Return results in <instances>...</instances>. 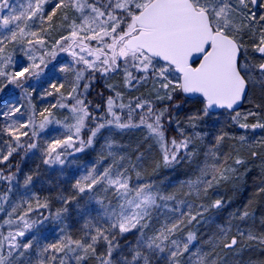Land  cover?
I'll return each mask as SVG.
<instances>
[{
	"label": "snow or ice",
	"instance_id": "1",
	"mask_svg": "<svg viewBox=\"0 0 264 264\" xmlns=\"http://www.w3.org/2000/svg\"><path fill=\"white\" fill-rule=\"evenodd\" d=\"M17 52L26 62L14 59ZM115 76L127 93L109 83ZM100 81L108 94L93 108L88 94ZM148 82L154 100H126ZM34 94L55 103L38 111ZM190 98L201 107L182 126L173 112ZM53 109L68 115L59 119ZM215 110L232 131L198 130ZM49 126L62 131L41 144ZM133 129L142 133L134 148L117 141ZM257 130H264V0H0V264H228L245 250L264 254V218L257 229L251 202L206 236L207 248L196 244L199 226L230 203L216 189L240 179L239 150L261 155ZM101 138L100 159L57 194L55 212L52 199L35 192L10 200L39 175L37 165L21 182L15 156L39 152L46 168H62ZM154 149L155 170L188 165L192 174L168 186L145 178ZM80 200L87 203L79 235L60 228L49 242L40 234Z\"/></svg>",
	"mask_w": 264,
	"mask_h": 264
},
{
	"label": "trees",
	"instance_id": "2",
	"mask_svg": "<svg viewBox=\"0 0 264 264\" xmlns=\"http://www.w3.org/2000/svg\"><path fill=\"white\" fill-rule=\"evenodd\" d=\"M147 90H149L148 85H141L133 92L128 94V96L130 95L134 97L137 94V96H144L151 99V95L146 92ZM101 92H104L105 96L108 94V90L103 87V81L98 82L88 94V100L92 101L93 108L95 107L96 103H102V98L99 95ZM191 101L192 99H190V102L188 103H182L181 108L178 111L173 112V115L182 122V126L186 121L187 116L196 111L197 108L201 107V105L195 104ZM158 106L161 107L162 105L159 104ZM243 108L244 105L242 109ZM221 116L225 117L227 121L228 117L223 114V111L213 113L210 117L205 118L206 121H208ZM205 118L203 120H205ZM173 127H175L174 124ZM222 127L226 128L228 131L233 130L228 128L226 124L222 126L216 124L214 131ZM124 135L125 137H122L119 142H122L126 146H132L131 148L136 146L134 143L135 138L133 136L132 130H129ZM168 135L171 137L173 135H177V133L168 132ZM43 141L44 139L42 138L41 144ZM230 144L231 141H229V143L224 146L225 152L230 150ZM144 150V148L141 149V151ZM255 150L261 152L259 157L252 158L249 155L250 149H248L246 152H244L243 148L239 150V155L246 161L245 165L240 167V179L237 180L235 184L229 183L216 189V192H218L220 196H223L227 201H230V203L219 212L212 214L207 224L199 226L198 232L200 235H198L196 241L197 246L207 248V245L204 243L206 236L214 233L217 230V225L225 224L230 213L236 211L237 209H243L245 205L249 204V202H251L250 210H254L255 212L256 228L259 229L260 220L261 218H264V196H257L256 188L258 186L264 185V150ZM21 155L15 156V158L12 160L13 170L16 164H19L20 166V178H23L24 173L35 171L37 169V165H39V175L34 179L33 186L30 187V190L23 189L24 192L28 191L30 194L35 192L42 197H50L52 199V211H55L54 208L58 207V202L61 203L56 199L57 194L61 191L65 193L69 192L71 190V183L74 181V178L82 174L84 168L87 165L93 163V159L95 158L93 150L86 149L85 152L78 153L75 157H69V161L71 162L69 166L66 163L62 168L60 166L46 168V166L41 164L39 152H36L34 155L30 154L25 156L23 159L21 158ZM146 157L148 159H146V162L143 165L145 177L152 179L158 184L166 186L179 185L181 181L186 180L192 174L191 168L188 165H179L175 169H166L161 167L158 170H155V162L158 159V150L156 149H154L151 153H146ZM5 188L6 185L0 183V192L4 191ZM168 190L171 191L172 188L169 187ZM22 194L23 192H19L18 190L16 195L13 196L11 200L18 201ZM212 198L215 199L216 197L213 196ZM78 203L80 208H77L76 202L68 206L69 211L66 213L64 219L56 225L58 231L60 228H65L66 231L70 232V234L79 235V229L84 223L80 212L87 202L86 200H80ZM89 207H95V205H89ZM93 215H95V213H93ZM249 223H252V221H249ZM46 230L47 234H44L41 228L40 234L47 236L49 242H53L57 236L53 235L48 229ZM260 260H264V254H262L260 251L245 250L239 255H230L228 257V264H258V261ZM88 264H95V262L89 261Z\"/></svg>",
	"mask_w": 264,
	"mask_h": 264
},
{
	"label": "rangeland",
	"instance_id": "3",
	"mask_svg": "<svg viewBox=\"0 0 264 264\" xmlns=\"http://www.w3.org/2000/svg\"><path fill=\"white\" fill-rule=\"evenodd\" d=\"M12 2L13 3H16L17 2V0H12ZM14 59H16V60H25V58L23 57V54L21 53V52H17L15 55H14ZM58 59H60L61 60V62L63 63V62H68V63H70L71 62V58L70 57H68L67 55H65V54H61V57L60 58H58ZM25 62H26V60H25ZM57 76H60L61 78H63L62 77V74H60V73H57L56 74ZM69 79H71V76H69ZM109 83H115V84H117L118 86H120L121 87V90L122 91H125L126 93H127V90H125V89H123V87H122V76H115L111 81H109ZM144 85H148V87H149V90H147L146 92H148V94H150L151 95V99H153L154 100V96L152 95V92H151V82H148V83H146V84H144ZM143 86V85H142ZM8 90H6V92H7ZM16 91V95H17V97H19L21 94H20V92H19V90H15ZM134 91V90H133ZM132 91V92H133ZM136 96H137V94H136ZM128 94L126 95V100L128 99ZM55 97H48L46 100H44V101H42L40 98H39V95L38 94H34V99H33V103L36 105V108H37V110L39 111V110H41L42 108H44L45 106H48V104L49 103H55ZM164 104L165 103H167V101H165V102H163ZM162 105L163 106V104H161V102H156V105H157V107H160V106H158V105ZM161 106V107H162ZM248 107H251V105H249V104H245L244 105V108L243 109H241V110H245V109H247ZM53 111L54 112H57V116H58V118L59 119H63L64 118V115H68V113H67V110L66 109H61V110H57V109H53ZM61 113H63V115H61ZM26 118V117H25ZM228 120V119H227ZM226 122V118L225 117H223V116H221V117H218V118H216V119H211V120H208V121H206V118H205V120H202L201 122H200V125H199V131L200 132H202V133H212V132H214V128H215V125L216 124H218V125H220V126H222V125H224V124H226L225 123ZM62 131V129H59V128H57L56 126H49V128L44 132V133H42L41 134V136H42V138L43 139H46V138H50V136H51V134L53 133V132H61ZM133 131V136H134V138H135V141H134V143L135 144H137L139 141H141L142 140V133L139 131V130H135V129H133L132 130ZM188 131L190 132V131H192L190 128L188 129ZM252 136H253V134L252 133H249V139H252ZM122 137L124 138L125 137V135H123V136H118L117 137V141L119 142V140L120 139H122ZM255 137H256V139H260V138H262V137H264V130H257V132L255 133ZM211 136L210 135H206L205 136V141L206 142H209L208 140H211ZM103 143V138H101L100 139V142L99 143H97L96 144V146H95V148L93 149V148H89V149H87V150H93V152H94V159H93V163H96L99 159H100V155H99V153H100V150H101V144ZM42 144H43V142H42ZM132 147V146H131ZM135 147V146H134ZM133 147V148H134ZM249 148L247 147V146H245L244 148H243V150H244V152H246L247 150H248ZM157 150V149H156ZM262 150H264V149H262ZM78 154V153H77ZM76 154V155H77ZM30 155V154H29ZM245 155V154H244ZM134 158V157H133ZM146 159H148L147 157H145V161H144V163L146 162ZM71 164V162H69V163H67V165L69 166ZM59 167V166H58ZM146 178V177H145ZM21 179V182H22V180H23V178H20ZM18 190H19V192L21 191V192H23L24 193V190H23V188H21L19 185H17V187H16V189L10 194V200L12 199V197L13 196H15L16 195V193L18 192ZM29 195H30V193H29ZM13 201V200H12ZM13 202H15V201H13ZM62 205H61V203H59L58 202V207L57 208H59V207H61ZM6 207H7V205H6ZM57 208H54V210L56 211V209ZM55 211H53V212H55ZM4 214L3 213H0V217H2ZM47 222H49V223H47ZM47 222H45V224H44V226L42 227V231H43V233L44 234H47V230L46 229H48L53 235H56L57 236V234H59V231L57 230V227H56V225L58 224L57 222H55V221H51V220H49V221H47Z\"/></svg>",
	"mask_w": 264,
	"mask_h": 264
},
{
	"label": "water",
	"instance_id": "4",
	"mask_svg": "<svg viewBox=\"0 0 264 264\" xmlns=\"http://www.w3.org/2000/svg\"><path fill=\"white\" fill-rule=\"evenodd\" d=\"M190 99H192V98H190ZM220 111H223V110H215L214 113H218Z\"/></svg>",
	"mask_w": 264,
	"mask_h": 264
}]
</instances>
